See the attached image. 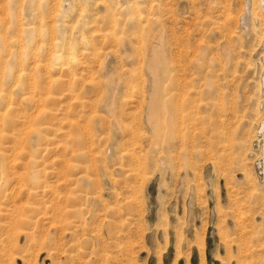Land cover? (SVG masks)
Wrapping results in <instances>:
<instances>
[{
	"label": "rangeland",
	"instance_id": "obj_1",
	"mask_svg": "<svg viewBox=\"0 0 264 264\" xmlns=\"http://www.w3.org/2000/svg\"><path fill=\"white\" fill-rule=\"evenodd\" d=\"M0 264H264V0H0Z\"/></svg>",
	"mask_w": 264,
	"mask_h": 264
}]
</instances>
